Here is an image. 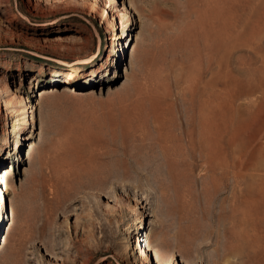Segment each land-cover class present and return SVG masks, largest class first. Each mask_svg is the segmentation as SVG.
Here are the masks:
<instances>
[{"label": "rangeland", "instance_id": "rangeland-1", "mask_svg": "<svg viewBox=\"0 0 264 264\" xmlns=\"http://www.w3.org/2000/svg\"><path fill=\"white\" fill-rule=\"evenodd\" d=\"M251 3L229 10L238 40L210 63L221 130L207 148L181 124L205 98L184 91L208 65L204 3L0 0V264H264V0Z\"/></svg>", "mask_w": 264, "mask_h": 264}, {"label": "bare ground", "instance_id": "bare-ground-1", "mask_svg": "<svg viewBox=\"0 0 264 264\" xmlns=\"http://www.w3.org/2000/svg\"><path fill=\"white\" fill-rule=\"evenodd\" d=\"M135 1L136 0H130V3L135 5ZM192 1L202 2L205 6V9L202 12L201 16L200 35L204 56L208 65L207 67H201L199 73L196 76L190 78L188 83L186 82L187 84L185 83L186 86L184 91L187 94V101H191L192 103H195L199 99V97H205L207 99L204 98L203 102L196 107V110L191 107L193 106V104H191L189 106L191 108H189V110L187 109L184 112V120H181V124L183 126L182 134L187 137V141L189 143H193L194 132L197 128V135L199 136V140L202 141V146L210 148L212 141L215 140L221 130L220 124L212 114L211 110V106L217 104L220 101V94L215 90L214 84L212 82L211 76L213 73H211L209 68L210 63L215 59L217 52L216 49L218 45H220L221 41H225L226 39L231 41L238 40V33L235 30L237 27V21L235 19H232L231 16L228 17V14L230 13L229 10L234 8L239 9L242 5H244L248 9H255L257 8V6L250 7L252 5L251 0H211V2L208 3L206 2V0ZM204 71H206V73L208 71V73L210 74V77L206 80L203 77V73H205ZM42 91V95L53 96L48 97L49 100L54 98V95L59 93L56 88H50ZM162 125L166 126L165 124ZM174 140L178 141L177 139H174L172 137H168V140H166L165 138L163 148L164 153H169L168 151L171 150V143H174ZM233 167L235 169L233 173V179L234 182L237 183L238 173L236 170V163L233 164ZM166 171L170 173L172 171V167L170 165H167ZM148 246L149 244L146 245V247ZM145 249L144 253L146 251ZM133 264H139V262L136 261L133 262Z\"/></svg>", "mask_w": 264, "mask_h": 264}]
</instances>
